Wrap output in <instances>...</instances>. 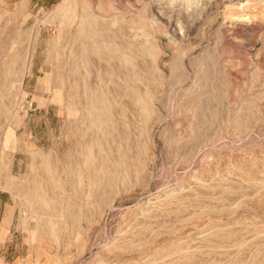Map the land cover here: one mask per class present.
<instances>
[{
	"label": "rangeland",
	"instance_id": "obj_1",
	"mask_svg": "<svg viewBox=\"0 0 264 264\" xmlns=\"http://www.w3.org/2000/svg\"><path fill=\"white\" fill-rule=\"evenodd\" d=\"M83 10L122 18L113 29L154 107L124 95L120 131L93 134L105 188L85 175L79 129L39 84L51 69L40 70L44 49ZM29 29L40 38L25 98L17 82L6 87L10 114L0 112V196L14 211L0 232L7 264H264V0H0V70ZM141 30L158 40L153 55L130 43ZM42 151L54 176L41 165L32 183L30 154ZM36 181L41 209L28 197Z\"/></svg>",
	"mask_w": 264,
	"mask_h": 264
},
{
	"label": "bare ground",
	"instance_id": "obj_2",
	"mask_svg": "<svg viewBox=\"0 0 264 264\" xmlns=\"http://www.w3.org/2000/svg\"><path fill=\"white\" fill-rule=\"evenodd\" d=\"M121 20L118 14L100 16L86 10L75 15H67L68 24L63 40L59 46L44 49L45 59L40 68L43 71L50 63L49 73L43 75L39 84L50 92L52 100L65 111L70 124L79 129L77 134L83 137V142L79 145H82L84 150L77 155V159L86 166L85 175L90 178V182L101 181L103 188L107 186L108 165L105 157H99L96 152L99 147L98 136L93 134H97V130L106 132L121 128L126 102L122 98L124 95L134 97L141 110L148 111L154 108L150 95L147 99L143 92L142 83L145 80L143 73L139 70L136 55L134 56L136 60L131 58V54L125 48L128 45L127 42L120 39L123 34L113 29ZM39 31L29 29L24 30V33L21 32L20 47L13 61L7 68L0 70V81L3 87L0 90V112L5 116L10 114L9 104L11 103V96L5 91L6 87L17 82V89L25 98L23 85L25 76L33 74L34 56L40 38ZM136 36L138 34L135 32L130 40V43L134 44L135 52L153 55L159 45L154 32L141 30L139 41L134 40ZM52 51H54L53 58H51ZM105 61L106 63L103 64ZM150 65L156 68L154 62L151 61ZM37 154H30V164L33 169L35 168L32 183L41 165L44 171L50 172L51 177L54 176L53 170L56 167L51 151H42ZM69 156V153L64 156L66 163ZM90 182L88 184H91ZM37 184L36 181V184L28 191V197L34 207L41 209L45 198L42 190L37 188ZM15 187L14 189H17V186ZM45 217L49 221L52 219L48 212H40L41 222Z\"/></svg>",
	"mask_w": 264,
	"mask_h": 264
},
{
	"label": "crops",
	"instance_id": "obj_3",
	"mask_svg": "<svg viewBox=\"0 0 264 264\" xmlns=\"http://www.w3.org/2000/svg\"><path fill=\"white\" fill-rule=\"evenodd\" d=\"M22 1V0H17ZM31 3H34L36 6L41 7H50L51 5L57 3L59 0H28ZM13 215L14 211L9 207L7 202L2 200V197L0 196V232L1 226L5 228L6 230L10 227L11 222L13 221ZM5 231V230H4ZM6 255L1 254L0 255V264H7L6 262Z\"/></svg>",
	"mask_w": 264,
	"mask_h": 264
}]
</instances>
